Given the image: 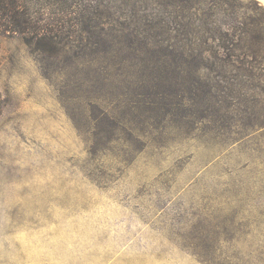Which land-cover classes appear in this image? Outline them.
<instances>
[{
  "label": "rangeland",
  "instance_id": "1",
  "mask_svg": "<svg viewBox=\"0 0 264 264\" xmlns=\"http://www.w3.org/2000/svg\"><path fill=\"white\" fill-rule=\"evenodd\" d=\"M71 1L0 25V264H264V0Z\"/></svg>",
  "mask_w": 264,
  "mask_h": 264
},
{
  "label": "trees",
  "instance_id": "2",
  "mask_svg": "<svg viewBox=\"0 0 264 264\" xmlns=\"http://www.w3.org/2000/svg\"><path fill=\"white\" fill-rule=\"evenodd\" d=\"M52 1L53 3L57 2L59 5L65 3L68 7H70L69 4L73 3L71 0ZM28 8L23 3V0H0V25H4L7 30L23 34L24 36L44 34L46 30L50 29L49 22L34 19L28 11ZM201 53L204 55L203 50H201ZM203 59L202 54L199 59L194 58V65L198 67Z\"/></svg>",
  "mask_w": 264,
  "mask_h": 264
}]
</instances>
